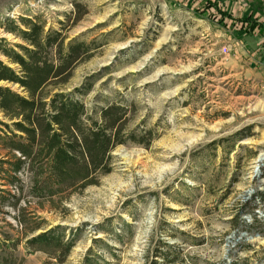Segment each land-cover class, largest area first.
<instances>
[{"label":"rangeland","instance_id":"1","mask_svg":"<svg viewBox=\"0 0 264 264\" xmlns=\"http://www.w3.org/2000/svg\"><path fill=\"white\" fill-rule=\"evenodd\" d=\"M192 8L186 0H0V46L22 44L4 29L9 21L24 29L20 18L96 40L67 90L94 76L82 98L89 109L134 103L129 128L151 131L147 148L115 149L98 185L38 211L47 229L75 239L66 264H264V50ZM16 254L23 264L46 259L23 244Z\"/></svg>","mask_w":264,"mask_h":264},{"label":"trees","instance_id":"2","mask_svg":"<svg viewBox=\"0 0 264 264\" xmlns=\"http://www.w3.org/2000/svg\"><path fill=\"white\" fill-rule=\"evenodd\" d=\"M196 1L188 0L196 15L238 37L255 35L262 39L258 52L264 50V24L257 18H234L216 0ZM19 22L24 29L12 21L4 29L22 44L0 46L9 63L0 60V82L11 86H0V114L8 121L0 120V264H23L16 254L22 244L46 255L41 264H66L75 239L61 226L47 229L38 211H57L71 195L98 185L113 170L115 149L147 148L151 131L129 128L134 103L106 100L89 109L82 98L92 91L94 76L67 90L75 68L99 48L96 40H69L63 28L45 31L37 18Z\"/></svg>","mask_w":264,"mask_h":264},{"label":"crops","instance_id":"3","mask_svg":"<svg viewBox=\"0 0 264 264\" xmlns=\"http://www.w3.org/2000/svg\"><path fill=\"white\" fill-rule=\"evenodd\" d=\"M196 2H200L197 0ZM188 3V0H186ZM216 3L234 18L244 17L251 14L253 18H257L259 22L264 24V0H216ZM256 37L253 35L251 38ZM259 43L262 39H258Z\"/></svg>","mask_w":264,"mask_h":264},{"label":"water","instance_id":"4","mask_svg":"<svg viewBox=\"0 0 264 264\" xmlns=\"http://www.w3.org/2000/svg\"><path fill=\"white\" fill-rule=\"evenodd\" d=\"M259 161H261V160H259ZM257 170H258V168H257Z\"/></svg>","mask_w":264,"mask_h":264}]
</instances>
